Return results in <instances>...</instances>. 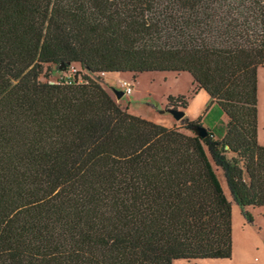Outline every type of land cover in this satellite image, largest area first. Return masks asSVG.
<instances>
[{
	"label": "trees",
	"instance_id": "trees-1",
	"mask_svg": "<svg viewBox=\"0 0 264 264\" xmlns=\"http://www.w3.org/2000/svg\"><path fill=\"white\" fill-rule=\"evenodd\" d=\"M259 66L264 0H0V264L230 258L233 202L264 208ZM127 72L190 73L166 107L209 95L191 133L99 80Z\"/></svg>",
	"mask_w": 264,
	"mask_h": 264
},
{
	"label": "rangeland",
	"instance_id": "rangeland-1",
	"mask_svg": "<svg viewBox=\"0 0 264 264\" xmlns=\"http://www.w3.org/2000/svg\"><path fill=\"white\" fill-rule=\"evenodd\" d=\"M49 76L51 81L60 80L62 71L51 66ZM84 73V72H83ZM95 77V76H94ZM258 143L264 145V67H258ZM42 79H45L41 77ZM132 81L133 91L131 94H123L117 98L113 89H121L120 80ZM107 91L122 106L128 107L129 111L141 115L154 122L166 123L171 114L162 111L167 108L168 95H189L193 78L188 72H147L133 77L131 73L104 74L100 76ZM199 98L194 102L198 103ZM195 103H192V109ZM178 109L184 110L181 107ZM193 111V110H192ZM191 114V112H190ZM186 115V114H185ZM187 117V116H185ZM171 126L178 127L181 131L191 133L183 128L182 120H171ZM170 124V123H169ZM170 127V126H169ZM218 174L219 171H218ZM224 185V180L221 177ZM253 221L249 222L241 211L239 205L233 202L232 206V255L228 259H199L187 261L177 259L173 264H264V208L247 207Z\"/></svg>",
	"mask_w": 264,
	"mask_h": 264
},
{
	"label": "crops",
	"instance_id": "crops-1",
	"mask_svg": "<svg viewBox=\"0 0 264 264\" xmlns=\"http://www.w3.org/2000/svg\"><path fill=\"white\" fill-rule=\"evenodd\" d=\"M116 74H119V73H116ZM194 87L195 86L192 83V86H191V89L190 90L194 89ZM198 98H199L198 103L194 102ZM209 101H210V97H209V95L204 90H202V89L197 90L194 93L193 97L190 99L189 106H188V108L186 109V112H185L186 116L189 119H195L198 116L202 115L205 112V110L207 109V106L209 104ZM192 103H195L194 104L195 106H193V109H192ZM190 112H191V114H190ZM212 112H210L207 117H209ZM172 119H174L173 116H171L170 119H165L166 120V123H160V124H162L164 126H171V125H173V124H171V122H172L171 120ZM212 119L214 121V124L220 125V127H223L224 126V123L226 122V116L224 114H219L218 111H215V114L212 117ZM158 122H156V123H158Z\"/></svg>",
	"mask_w": 264,
	"mask_h": 264
},
{
	"label": "water",
	"instance_id": "water-1",
	"mask_svg": "<svg viewBox=\"0 0 264 264\" xmlns=\"http://www.w3.org/2000/svg\"><path fill=\"white\" fill-rule=\"evenodd\" d=\"M113 91L117 98L121 97L124 94L123 90H119L117 88H114ZM162 111L169 112L176 120H180L182 117L185 116V111L181 109L167 108V109H163ZM194 130L198 135L202 137L206 136L208 133L207 129L203 125H196L194 127Z\"/></svg>",
	"mask_w": 264,
	"mask_h": 264
},
{
	"label": "built area",
	"instance_id": "built-area-1",
	"mask_svg": "<svg viewBox=\"0 0 264 264\" xmlns=\"http://www.w3.org/2000/svg\"><path fill=\"white\" fill-rule=\"evenodd\" d=\"M76 68L74 66H71L70 69L68 70V72L64 75L66 80H71L73 79L75 72H76ZM120 86L121 89L124 91L125 94H131L133 91V83L132 81L126 80V79H122L120 80Z\"/></svg>",
	"mask_w": 264,
	"mask_h": 264
}]
</instances>
